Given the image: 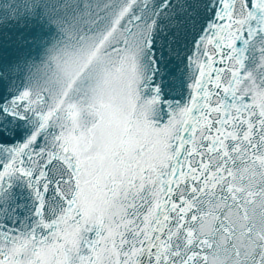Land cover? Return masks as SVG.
<instances>
[{
    "label": "snow or ice",
    "instance_id": "6c2138e0",
    "mask_svg": "<svg viewBox=\"0 0 264 264\" xmlns=\"http://www.w3.org/2000/svg\"><path fill=\"white\" fill-rule=\"evenodd\" d=\"M0 264H264V0H0Z\"/></svg>",
    "mask_w": 264,
    "mask_h": 264
}]
</instances>
